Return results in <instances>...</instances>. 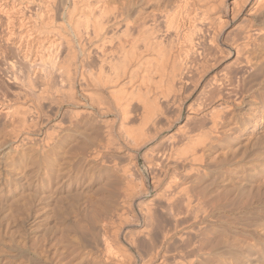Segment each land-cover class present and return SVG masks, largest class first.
I'll return each instance as SVG.
<instances>
[{
	"label": "bare ground",
	"instance_id": "6f19581e",
	"mask_svg": "<svg viewBox=\"0 0 264 264\" xmlns=\"http://www.w3.org/2000/svg\"><path fill=\"white\" fill-rule=\"evenodd\" d=\"M39 1H42V0H39ZM110 1H112V0H43L41 2V5L39 6V8H37L35 10L33 9L34 8L33 5H32V8H31V6H28L29 7V13H25V15L26 14H29V15H26V16H28L27 18L24 15L25 18L27 19L26 20L27 29H25V27H24V29L27 30L25 33H27L26 35L28 38V39L25 38V40L27 39L26 45H28V48H29V49L27 48L28 50H27L26 55H27L28 60H29V55L35 56L36 52L33 53V46H35V44H38L40 46L39 47L40 59L41 60L44 59L43 61H45V62L42 61L43 64H41L40 61L37 62L38 64H41L43 66V71L41 69L42 66L39 67L41 69L40 71H39V69H37L39 72L37 70H35L38 67L37 66L35 68V65H34L35 62L33 64L34 68H35L34 70L37 71V73L39 74V75L37 74L39 76V78H38V76H36L39 79V80L37 79L38 81L37 80H33L34 82L31 81L33 78H35L34 76L36 74L35 75L32 74V76H33V77H31L32 79L30 77L26 76L25 74H23V76L25 75L26 77H21V76L19 77L18 76V78H17L16 75L11 72L13 75V80L19 79L20 82H24L25 86L24 85L23 86L26 87L27 89H29L28 90L29 92L26 90H25V92L30 93V95L25 94V92L23 93L24 95H27V97L31 96V94L37 93V91H35V89L38 90V93L36 96V99L38 102L39 100L43 101L45 96L43 97L42 94H44L47 91L46 89H47V85H48V79H51L49 81H52L51 77L53 76L54 70H56V72L58 71V73H59V71H61L59 74H61L60 78L62 77L63 80H59V82L63 81L65 83H67L66 85H67L69 91L71 93H73L72 91H75L74 90V88H75L74 84H75V82H77V81H75L76 80L75 79L76 78V70H78L77 69L78 67H76L77 65L74 66L75 65L74 61L78 58L77 55L80 54V56L82 57V58H80V60L82 61V60L86 59L85 61L88 62V64H86V65H89V61H88L89 59L88 58L91 57V58H93L92 59L93 61L91 60L92 61L91 65L93 62L96 63L95 64L96 67L94 66L96 68V70L94 71L95 73L91 74V76H92L91 79L89 78L90 79V86H88L87 84L85 86V87L88 86L87 88H89V89H86L83 87L81 88L80 86H79V88H81L80 92H82L84 94H86L88 92L90 93V95H89V93L84 95L85 97L87 95L91 96V93L92 94L95 93L90 98H91V100L95 99L96 105H97V107H99V106L101 107L100 108L101 111L99 108H97V109H99V111L103 112L102 114H104V112L107 113L108 108H106V106L109 107V103L105 101V100H107V99H105L106 97L105 98L103 97L104 100L102 99L101 96H104L102 94H106L107 97L111 99L110 104L112 106H115V107L116 106H122V107L125 106V108H126V106H130L129 103L132 102L133 100H131L130 102L127 101V98H126L127 97L126 96L127 89L125 87L127 84H130L134 80V78L136 77V74H138V72H139V75H140L139 81H140V83L144 84L145 86L148 82L149 83L152 82L153 79H151V77H150L152 74L158 75L160 80L158 83L155 82L158 86L161 83V80H162V77H163L164 71H165L163 64H165V62L167 64V62L169 61L171 63V70H168L170 72L167 75L168 76L167 85L164 88L163 92L160 93L161 95H162V93H167V96L165 97L166 94L165 95L163 94L164 98H162L163 99L162 101H164V103L167 105H169L170 103L174 104V102L176 100L181 99L180 97L182 94H186V96L189 98H190V96L191 97L195 96L196 101H194V102L190 103L188 106H186V112L184 115V124L182 123L183 125L181 124L182 126L177 128V132L178 131L182 132L181 136L183 138H182V141L180 140L182 142V145H180L181 144L180 143V144H177L180 146H178V147L175 146L176 145L175 143H179L180 141L177 142L175 139L178 137H176L174 135L175 136L174 140L176 142L172 139L173 142H175V143L170 142L171 140L170 141L168 140L169 144L166 143V146L168 144V149H166V151H168V152H165V151L160 150L158 148V151H160V153H161V151L164 152V153H162L164 156L158 154L159 152L157 153L158 156L160 155V157H162L161 160L163 162H165L167 160L170 161V159H171V161H172V159H177L178 161L181 160L183 163L182 162H179V163L183 164L184 167H182V169H184V171L186 173V177H185L186 179H184L185 181H183L184 186H183V183H181L182 184L181 185V184L177 183V181H176V183L181 185V186H177V184L175 183L176 185L174 187L173 186L174 185L173 180L176 178V174L174 172L168 173V171H167L168 180H166V186L163 190L160 189V191L161 190L162 191L158 193V197L163 198V200L165 201V204H164L165 206L163 205V203L162 204L160 203L161 205L159 207L161 208V206L163 205L165 209L163 210V208H162L161 211H163V212L165 210L169 211V212H171L170 214L173 213L175 216H178V215L181 216L183 214L184 218L183 217H181L182 219L180 218V220H181L180 223L183 221V219H185L186 223H181V224H183V225L187 224L186 226L190 230V232H192V233L194 232L195 234L199 233V235H200V239L198 238L199 239L198 240L199 246H197L198 248L195 247L196 248L195 252H197V249H198V254L197 253L196 254L198 255L197 258H199V259H197V260L200 261V264H264V236L257 237V239H255L256 237H253V239H254L253 244L252 243L250 244V241L247 242L248 240H250L249 239L250 237H248L247 235H246L247 237H244L245 235L240 236L238 234V228L243 223L241 222L240 217L238 218L236 215L239 212V210H241V205H242V203H244L243 201H245L246 199H249V197H247V198H245V197L250 196L251 193H252V195L255 194L253 192H249L250 194L247 195V191H248L247 189L250 186L255 185L254 183H256V179L258 178L259 175L262 174V171H264V165H263L264 163L260 162L261 164H258V162L261 160L258 159L259 161H256L253 159V155L255 154L254 149L256 148V146L254 149H251V150H253L252 152H254L253 155H251L252 153L251 154L248 153V152H251L248 149H250L249 146H250V144H252L249 141L254 143L255 141H252L254 138H255V140H257L256 138L264 139V87H262V86H264V84L263 83H262L263 85L259 84L260 86L262 85L261 86L262 88L260 87L262 90L260 92H258L257 95L255 94L256 95L255 97L253 94L252 95L253 97H251L253 99H250V97H248L250 100L245 99V97H247V96H244V94H243L244 92L242 91V89L246 90L244 88V86L246 85V83H248L247 77H251L254 75L255 76L261 75V77L264 76L263 75L264 73L261 74L262 73V66H264L263 63L260 62L259 59H256L257 57H255V56H254V58H250L251 54H254V55L259 54L260 49H262L264 47V43H263L264 40L262 39L264 36V0H170L171 8L168 9V11H166V12L164 11V13H162L161 11L159 13L157 11L160 14L159 18L157 17L158 15H156V13L154 11L153 13H151L150 15H147L145 17H144V15H142L143 17L140 18V19H142L141 22H138V21H140L138 19H137L138 21H134V22H138L137 25H135L136 23L134 24V23H132V21L129 20L128 10H129L130 5H128V7L127 6L123 7V3H122L121 9H118L119 6L111 8L110 4L112 2L110 3ZM128 2H130V0H128ZM161 2H162V0H161ZM39 4H40V2H39ZM132 5H133V3H132ZM166 6H168L167 3H166ZM169 6H170V4H169ZM156 7H157V5H156ZM15 8H17V6ZM15 8H14V10H15ZM20 8H21V6H20ZM162 9L164 10V8H162ZM159 10H160V8H159ZM9 11H11V9H9ZM22 11H23V9H22ZM11 12L13 13V11H11ZM17 12H16V15L17 14L20 15V12H18V13ZM9 14H11V13H9ZM161 15H162L163 19L161 18ZM12 17H13V15H12ZM138 17H140V14ZM156 17L158 19L161 18V20H163L162 23L160 22L162 24V26L161 25L160 26H161V28L165 29V34H167L166 39L168 42V46H166V47H164L162 45L163 41L161 40L162 38L159 34L160 33L159 24L160 23L158 24ZM22 18H24V17H22ZM19 20H21V19H19ZM9 21H11V20H9ZM9 21H8V19L5 20L6 23ZM1 24H2V21H1ZM3 24H5V23L3 22ZM15 24H16V21H15ZM20 24L21 23H19V25H17V26H20ZM10 25L12 26L13 23ZM10 25H8V26H10ZM6 26H7V24L5 25V27ZM14 27H15V25H14ZM164 29L162 31H164ZM12 31H11V33H12ZM16 31H17V29H16ZM21 31H22V28H21ZM26 35H25V37H26ZM7 36L9 37L10 34ZM11 36L13 37L14 35H11ZM4 38H5V36H4ZM11 38H10V40H11ZM16 39L17 38H15V43L17 42ZM3 41L5 42V40H3ZM6 41H7V39H6ZM22 41H23V38H22ZM22 41H19V42H22ZM8 42L11 43V41H8ZM8 42H6V43L8 44ZM23 43H22V45L21 44L20 45L26 49L27 46L24 47ZM1 45H2V47L4 46L3 44H1ZM74 45L77 48L79 47V49H80L79 54H76V52L78 50L76 51L74 49L75 48ZM85 45H89L91 50L87 51V49H85ZM218 45L222 46V48H219ZM8 46H10V44ZM8 46L6 47L7 50H8ZM17 46H19V44L18 45L16 44V47ZM9 48H11V47H9ZM1 49L2 48H0V50ZM11 49H13V48H11ZM36 49L37 48H35V50ZM43 49H45V50L47 49L46 51H49L48 49H51V50L49 51L48 54H44L45 50L43 51ZM3 50H1L0 52L2 53ZM13 50H15V49H13ZM13 50H12V54L14 53ZM18 50H19V48H18ZM263 50H264V48L262 49V51ZM36 51L38 52V50H36ZM3 53H5V52H3ZM3 53L0 56H3L4 55ZM9 53L11 54V52H8V54ZM24 53H26V52H24ZM13 56H15V55H13ZM34 56L30 57V58H31V60L33 59V61H36V60H34L35 59ZM5 57H8V56H5ZM16 57H17V55H16ZM263 57H264V54H263ZM19 58H20V56H19ZM10 59H11V56H10ZM12 60H14V59L12 58ZM22 60H24V59H22ZM2 61H3V59H2ZM10 61L7 62L9 64V66H12L11 64L14 65L15 61L13 63H11ZM1 62H0V64L3 65V63H1ZM24 62H26V61H24ZM78 62H79V60H78ZM21 63L22 62L19 59L18 64H21ZM78 64L82 65L83 63L80 62ZM21 65H24V64H21ZM20 66L17 65L18 68ZM82 66H81V69L84 68V66L83 67ZM15 67H16V65H15ZM29 67L31 68V66H29ZM89 67H90V65H89ZM244 67H246V68H244ZM9 68L7 67V69H9ZM13 68L14 67H12V69ZM26 68L28 69V66L25 68H22L23 71H26L27 70ZM215 68H220L219 69V71H220L219 75H218V73H212V75H208L205 77V75H206L205 72L207 70L215 69ZM15 69H16V73H17L19 70H17V68H15ZM91 69H93V68H91ZM0 70H2V69H0ZM30 70H28L29 72L28 71H26V72H28L30 74ZM87 70H88V68H87ZM5 71H7V70L5 69ZM10 71H11V69H10ZM32 71H31V73H32ZM41 71H42V73H41ZM3 72L4 71H2V73ZM13 72H14V70H13ZM21 72H20V74H21ZM40 73H41V75H40ZM58 73L55 75L57 76ZM82 73H83V69H82ZM82 73H81V75H82ZM4 74H6V73L4 72ZM8 74H6V76ZM88 74H89V72H88ZM81 75H79V76H81ZM10 76H8L7 78H9ZM55 77L53 78L54 79V83H53L54 85H55ZM82 77H83V75L81 76V78ZM58 78H59V76H58ZM77 79H80V78H77ZM257 79L259 80V78H257ZM257 79H256V81H257ZM6 80H8V79H6ZM25 80H26V83H25ZM260 80H262V78ZM35 81L39 82L40 85L36 84V86H35V83H36ZM156 81H157V79H156ZM162 82H165V81L162 80ZM250 82L252 83V81H250ZM65 83H64V85H65ZM155 83H153V84H155ZM62 85L63 84H61V87L58 86V89L63 88ZM20 86H22V85H20ZM254 86H255V84H254ZM37 88H39V89H37ZM56 88H57V86H56ZM63 89H61V90H63ZM2 90H3V88H2ZM48 90H50V89H48ZM147 90H150V88L146 89L145 90L146 92H144L146 97L148 96L147 94L149 92H151V90L149 92ZM250 90L252 91L251 87H250ZM0 91H1V89H0ZM16 91H18V90H16ZM57 92H58V90H57ZM61 92H59V93H61ZM171 92L173 93L172 94L173 96L168 97V94ZM13 93L14 92H12V95H13ZM74 93L77 94L76 91ZM74 93H73V95H74ZM3 94H5V93H3ZM16 94H17V92L15 93V95ZM61 94H63V93H61ZM154 94H156V93H154ZM57 95H59V94H57ZM145 95L143 96L142 93H140V92H137V94H135L132 91V94L130 96L135 97L138 102H141L143 104V106L145 107V108H143L145 110H147L146 107H149L152 104H156V106H158L157 105L158 102H156V100L159 98V96L156 99H152V101H154L153 103H148L147 98H144ZM65 96H67V95H65ZM89 96H87L88 99H90ZM17 97H20V95L19 96L17 95ZM38 97H40V98L38 99ZM92 97L94 99H92ZM3 99H6V98H3ZM14 99L15 98H13V100ZM16 99H15V102H17ZM46 99H47V97H46ZM74 99H72V101H74ZM26 100H27V98H26ZM51 100H52V98H51ZM48 101L50 102V100H48ZM34 102L36 103V101H34ZM54 102H55V100L53 101V103ZM89 102H91V101H89ZM254 102H258V104L260 103L261 105L259 104L260 106H253ZM91 103H92L91 105L95 106V104H93V102H91ZM160 103L161 102H159V104ZM164 103H163V105H164ZM5 104H4L3 100L2 101L0 100L1 106H5ZM25 104H26V102L24 103V105ZM6 105L8 106L9 104H6ZM17 105H19V103ZM17 105H15L14 108H12V106L6 107L5 108L6 111L4 113L2 111L3 116L5 115V117L2 116L3 119L8 118V121H7V119L6 120L4 119L7 122H5V124L3 123L4 126L2 125V127L0 126V128H2V133L5 132L3 130H6L7 127L10 128V130H7L8 132L7 131L6 132L8 134H11L9 136H12V137H17L16 135H18L22 131L29 132V130L34 129V128H32L33 127L32 123L28 122L29 117L26 116L29 110H22ZM131 105H132V103H131ZM243 105H248V106H243ZM38 107L41 108L40 105L39 106L36 105L35 108L33 109V111L35 112V109H36V111H37V109L40 110V108H38ZM121 108H120V111H121ZM154 109H155V105H154ZM154 109H152V110L149 109V111L147 110L148 112L146 111L145 116L143 118L146 120L150 119L151 115L155 114L154 112L159 110V107L157 110L156 109L154 110ZM126 110L124 112L123 111L121 112L123 114V115H121L122 118H120V120L122 119V122H120V124H119V128L121 130V135L123 134L128 141H131L133 143L134 142L138 143L139 139L146 135L145 134L146 132H144V131L140 132V130H138L139 132L137 130H136L137 132L134 130L130 131L126 128V124H125L126 122L125 123L123 122V121H125L124 115L127 113ZM0 111H1V109H0ZM76 111H78V110H76ZM84 111H86V110H84ZM128 111H129V109H128ZM2 113H0V114H2ZM29 113L31 114L32 112L29 111ZM39 113H41V112H39ZM34 114L35 113H33L34 119H36L35 116L38 117V114H36V115H34ZM76 114L77 113H75V115ZM86 114H88V113H86ZM91 114H92V112H91ZM129 114H127V115H129ZM164 114H165V112H164ZM157 115H158V113H157ZM30 116H32V114ZM77 116H78V114L75 117H77ZM153 116L154 115H152V117ZM155 116H156V114H155ZM85 118H87V117H85ZM36 120H33L34 122L33 121L32 122L35 123V122H37ZM103 120L101 121L102 123H103ZM152 122H155V121L153 120ZM166 122L164 121V123H166ZM172 122L174 123L175 121H172ZM35 124L38 125V123H35ZM154 124H157V122ZM36 125H35V127H37ZM40 125H42V124H40ZM168 126L169 125L167 124V127ZM102 127H104V126H102ZM96 128H98V127L96 126ZM138 129H140V127ZM103 130H105V129H103ZM106 132H110V131L107 130ZM155 132H154V134H155ZM175 133L172 132L171 135H173ZM5 135H6V133H5ZM119 135H120V133H119ZM176 135H178V133ZM108 136L109 135H107V137ZM155 136H157V133ZM174 136L173 137L169 136V137L174 138ZM116 137L118 138V136H116ZM144 138H146V136ZM251 138H253V139L250 140ZM122 139L124 140V138H122ZM107 140H108V142L110 141L109 137L107 138ZM119 140H121V139H119ZM260 141H262V140H259V143L261 144ZM255 143H254V145H257V147H259L258 146L259 143L258 142H255ZM111 144H112V142H111ZM96 145H94V146H96ZM142 146L143 145H141V147ZM136 147H134V148H136ZM253 147L254 146L252 145L251 148H253ZM165 148H167V147H165ZM165 148L163 147V149H165ZM114 149H116V148H114ZM154 149H155V147H154ZM256 149H258V148H256ZM117 150H119V149H117ZM155 151H157V150H155ZM144 153H147V151L145 150L143 152V154ZM153 153H154V151H153ZM257 154H258V152L256 153V155ZM99 155H102V153L101 154H99L98 152L94 153V155H93L94 159H96V157H99ZM156 156L157 155L155 153V157ZM113 158H116V157H113ZM152 158L154 159V157H152ZM161 160H159V162ZM153 161H154V163L156 162L155 160H153ZM109 162L110 161H108V163ZM159 162H157V163H159ZM163 162H160L159 165H161ZM113 163H114V161H113ZM98 164H99V162H98ZM181 164H180V166H181ZM159 165H158V167L161 169L162 167H160ZM166 165L168 166V163ZM172 165H173L172 167H174V163H172ZM178 167L179 166H177V168ZM163 168H165V167H163ZM122 169H125V168H122ZM163 171H164V169H163ZM165 172H166V170H165ZM122 173H123V171H122ZM165 175H166V173H165ZM154 178H155V176H154ZM178 178H181V177H178ZM164 179H166V178H164ZM151 181H153V180H151ZM156 186H157V183H156ZM135 188H133V189H135ZM250 189H251V187H250ZM254 192H256V189ZM128 193H130V192H128ZM133 193L135 196L136 195L135 191ZM133 193L131 191L132 196H133ZM130 196H129V199H130ZM132 196H131V198H132ZM139 196H140V194H138L137 197H139ZM129 199H126V200L129 201ZM239 199H240V201H242L243 199L244 200L241 203V202H238ZM251 199H253V198L251 197ZM133 200H137V199H133ZM160 200H162V199H160ZM163 200H162V202H164ZM130 201H131V199H130ZM248 202H250V201L248 200ZM125 203H127V202H125ZM125 203H123L121 206H123V205L126 206ZM129 203L132 204V202H129ZM157 203H158L157 204V206H158L159 202H157ZM154 205H150V206L152 207ZM138 206H139V204H138ZM129 207H131V205L128 204V206L125 207L124 209H127ZM143 209H142V211H143ZM148 209H149V207H146L142 213V214H144V217H143L144 221L151 220L152 217H154V216H152L153 213L151 212L152 208L149 210ZM121 210H122V208H121ZM120 211H117V212H120ZM150 212L152 213V215L150 214ZM142 214L140 216H142ZM163 214L166 215V212ZM116 215H117V213H115V217H116ZM154 215H156V213ZM174 215H171V216H173V218H174L175 217ZM261 216H262V214H261ZM250 217L252 218V216H250ZM125 218H126V212L125 211H123V213H121V214H118V220L119 221H123ZM169 218L171 219L170 216H169ZM175 219H176V217H175ZM242 219H244V218H242ZM247 219H248V217H247ZM125 220H127V219H125ZM125 220L121 223L122 224L125 223L126 222ZM245 220H246V218H245ZM109 221H108V223H109L108 225L111 227V233H110V235H108L107 238L103 237L106 240V244L108 243L107 244L108 248H105L106 252L104 254L103 259H104V262H106V263L108 262L109 264H117V261L115 262V260L119 259V258H117V256L121 252V248H119L120 247L119 246L120 245L119 244L120 239L118 238V236L122 235L123 240L126 241V238L124 239V237L127 236V235H125V234H127V232L126 233L124 232L125 233L124 234L123 230L120 231L122 229V228L120 229V227L122 225H120V226H119V224L117 225L116 221H114L112 219ZM157 221H158V219H157ZM157 221H155V222L157 223ZM144 223L146 225L147 222H144ZM178 223L179 222H177V224ZM175 224H176V222H175ZM154 226L155 225H153V227ZM160 226H161V224H160ZM173 226H174V224H173ZM178 226H180V225L178 224ZM146 227L143 228V231L140 228L141 231L139 230L136 232V234H137L136 237H139V236L144 234L145 238H146V232L144 233V229ZM150 227L152 228V226H150ZM177 227H175V228L177 229ZM256 228H258V227H256ZM158 230L156 229V231H158ZM159 232L162 233L161 230ZM149 233H151V232L149 231ZM161 233H160V235H161ZM164 234H165V232H164ZM164 234H163V236L161 235L163 239L162 238L160 239L161 240L160 245L156 244V243L153 244L155 242L154 240H153L154 242H150L152 244L150 246L151 249H149L150 250L149 253H148V251L146 252V253H148L147 257L150 260H151V257L154 258V256H158L160 253L162 254V252H163V255L166 254L167 251L170 249L171 246L164 253L165 247H166L165 246L166 242H164V241L166 239V236L168 235L166 233L167 235L164 236ZM188 234L190 235L191 233H188ZM195 234H194V237H195ZM128 235H129V233H128ZM149 235H148V237H149ZM196 235H198V234H196ZM103 236H105V234ZM167 237H169V236H167ZM170 237H172V235ZM141 238L143 240L144 236H142ZM153 238H151V239H153ZM129 239L130 240H127L126 242L128 244L131 243L133 245V243H135L134 239L133 238L132 239L129 238ZM192 241H195V240H192ZM192 241H189L188 245L189 244H191V245H189L188 248H193L192 250H195L194 249L195 243L194 244L191 243ZM136 242H137V239H136ZM156 242H157V240H156ZM150 243L148 242L149 245H150ZM142 244H143V242H142ZM149 245H148V247H149ZM167 245H169L168 242H167ZM177 246H178V244H177ZM179 246H181V245H179ZM194 254L195 253H191V256H189L191 258L189 262H193V259L195 257ZM102 256H103V254H102ZM181 258H183V257H181ZM161 259H162V257H161ZM167 259H168V257H167ZM163 260H165V259H163ZM165 261H167V260H165ZM165 261L160 262V264H163ZM179 263H181V262L179 261ZM175 264H177V263H175Z\"/></svg>",
	"mask_w": 264,
	"mask_h": 264
},
{
	"label": "rangeland",
	"instance_id": "374dc122",
	"mask_svg": "<svg viewBox=\"0 0 264 264\" xmlns=\"http://www.w3.org/2000/svg\"><path fill=\"white\" fill-rule=\"evenodd\" d=\"M42 1H39V0H33V1L32 0H0V6H1L0 7V12H1L0 13L1 14L0 15V40L2 39L0 41V48H2L1 50H3L5 48L2 51V53L5 52V53H3L4 55L0 56V62L3 59V61L1 62V63H3V65L0 64V69H2V70H0V87H1L0 88L1 89L0 97L6 98V99L0 98V100L1 101L3 100L4 104L5 103L9 104L8 105L9 107L12 106V108H14L15 105H17L19 103V105H17V106H19L22 110L31 111L32 116H30L31 114L29 113V111H28L26 116L29 117L28 122L32 123V125H33L32 128H34L33 130H29V132H27V131L20 132L18 135H16L17 137L9 136L11 134H8L7 130H10V128L7 127L6 130H3V131H5V132H3L4 134L2 133V128H0V133H1L0 134V264H109L108 262L107 263L104 262V259H103L104 254L106 252L105 248H108V245H107L108 243L106 244V240L103 237L107 238L108 235H110V233H111V227L108 225L109 224L108 221L111 219L116 221L117 225L118 224H119V226L122 225L120 227V229L122 228L120 231L123 230V233L127 232V234L124 233L125 235H127L124 237V239L126 238V241L130 240L129 238H131V239L133 238L135 241V243H133V245L131 243L128 244L126 241L123 240L122 235L118 236V238L120 239V240L119 239L118 240L120 241L119 242V244H120L119 248H121V252L117 256V258H119L118 259L119 261L117 259L115 260V262L117 261V264L118 263L122 264L123 262H124L123 264H158V263L160 264V262L165 261V260H167V261H165L163 264H175V263H177V264H190V263L191 264H200V261L197 260V259H199V258H197L198 257V255H197L198 249H197V252H195L196 248H198L197 246H199V241H198L200 239L199 233H196L199 235L198 236L194 232L193 233L190 232V230L186 226L187 224L186 225L181 224V223H186L185 219H183V221L180 223V221H181L180 218L181 217L184 218L183 214L182 215L180 214L181 216H179V215L175 216L173 213L170 214L171 212H169V211H166V210L164 212L161 211L162 208H163V210L165 209L164 208L165 201L163 200V198L158 197V193L161 192L166 186V180H168L167 175L169 172L170 173L174 172L176 174V178L173 180L174 181V185H173L174 187L177 183H179V184L183 183V186H184L183 181H185L184 179H186L185 178L186 173H185L184 169H182V167H184L183 164L179 163L182 161L181 160L178 161L177 159H172V161H171V159H170V161L167 160V161L163 162L161 160L162 157H160V155L164 156L162 154V153H164L163 151L168 152V151H166V149H168V144H169L168 140L169 141L171 140L170 142H172V143H175L176 141L179 142L180 140L182 141V138H183L181 136L182 132H179V131L177 132V128L181 127L184 124V115L186 112V106H188L190 103L196 101L195 96L194 97L190 96V98H189L186 96V94H182L180 97L181 98L180 100H176L175 101L176 103L174 102V104L169 102L170 103L169 105L165 104L164 101H162L163 100L162 98H164L163 94L164 95L166 94L165 95V97H166L167 93H162V95L160 93L163 92L164 88L167 85V79H168L167 75L170 72L168 70H171V63L168 61L167 64H166V62H165V64H163L165 71H164V75L162 77V80L165 82H162V80H161L160 85L157 86V84H156L160 80L159 76L156 74L155 75L152 74L153 76L152 75L150 76L151 79H153V80L150 83L148 82L146 84V86L144 84L140 83L139 72H138V74H136L137 78L135 77L134 80L130 84L126 85L125 88L127 89V91H126L127 93L126 92L125 93L127 96L126 97L127 101L130 102L131 100H133L132 102L129 103L130 106H126V108H125V106H123V107L122 106H116V107L112 106L110 104L111 99L108 98L106 94H102V95H104V96H101L102 99H103V97L104 98L106 97L105 99H107V100H105V101L109 103V107L106 106V108H108L107 113L104 112V114H102L103 112H100L101 107L100 106L97 107L96 101L93 98L95 95L92 97V99H94V100H91V98H90L95 93H93V94L91 93V96H89L90 93L88 92L89 95H87V96H89V98H90V99H88L87 96L86 97L84 96L88 93L85 92L86 94H84V93L80 92L81 91L80 89L82 87L89 89L87 87L90 86V79L92 77L91 74L95 73L94 71L96 70V68H95L96 63L93 62L94 64L92 63V65H91V62L93 61L92 60L93 58H91V57H90L91 59L90 58H88L89 60L87 59L89 61L90 67H89V65H86V64H88V62L85 61L86 59L81 61L80 58H82V57L79 54L80 49H79V47L77 48L74 45V47H75L74 49L76 51L78 50L76 52V54H79V55H77V57L79 59L77 58L74 61V63H75L74 66L77 65L76 67H78L77 68L78 70H76V78H75L76 79L75 81H77V82H75V84H74V86H75L74 90L76 91L77 94L74 93L75 91H72L74 93V95H73V93H71L69 91V89L66 85L67 83H65L63 81L59 82V80H63L62 77H61L62 79L60 78L61 74H59L61 71H59V73H58V71L56 72V70H54L53 76L51 77L52 81H49L51 79H48L47 89L45 88L47 90L45 92L46 94L45 93L42 94L43 97L45 96L44 97L45 100L43 99V101L39 100L37 102L36 96H37L38 90H36V89H35V91H37V93L31 94V96L27 97V95H24L23 93L25 92V90L28 91L29 89L24 87L25 86L24 82H20L19 79H15L16 81L13 80L12 73H14L17 78H18V76L19 77L20 76L21 77L28 76L31 78V77H33L32 74L33 75L36 74L34 76L35 78H33V79L31 78L32 79L31 81H33V80H37L39 78V76H38L39 74L37 73V71H38L37 69H39V71L42 69V71H43V66L41 64H43V62H45V61H43L44 59L43 60L40 59V55H39L40 54L39 53V47L40 46L38 44H35V46H33V53L36 52L35 53L36 57L34 55L33 56L35 58L34 60H36V61H33V59L31 60L30 57H33L32 55L31 56L29 55V60L27 58L26 54H27V50L29 48H28V45H26L28 38L26 35L27 33H25L27 31V30H25V29H27V25H26L27 19L26 18L28 17L26 15H29V14L25 15V13H29V7L28 6H31V8H32V5H33L34 6L33 9L35 10V9L39 8ZM39 2H40V4H39ZM127 2H128V0H112V1H110V3H111L110 7L113 8V7L119 6L118 9H121L122 3H123V7H125V6L128 7V5H130L129 10H128V14H129L128 17H129V20L132 21V23H134V24L136 23L135 25H137L138 22L142 21V19H140L143 17L142 15H144V17H145V16L150 15L151 13H153L155 11L156 15H158L157 17L159 18L160 11L162 13H164V11L166 12V11H168V9L171 8L170 0H162V2H161V0H130L131 3L128 2L129 4ZM132 3H133V5H132ZM166 3L168 6H166ZM169 4H170V6H169ZM156 5H157V7H156ZM16 6H17V8H15ZM20 6H21V8L23 7L22 8L23 11L20 8ZM14 8H15V10H14ZM159 8H160V10H159ZM162 8H164V10ZM9 9H11V11H13V13L11 11H9ZM17 11L20 12V15L19 14L16 15ZM9 13H11V14H9ZM139 14H140V17H138ZM12 15H13V17H12ZM24 15L26 16V18ZM22 17H24V18H22ZM158 18H157L158 24L160 22L162 23V21H163V20H161V18L163 19L162 15H161L160 19H158ZM7 19H8V21L9 20H11V21L6 23L5 20H7ZM19 19H21V20H19ZM137 19L140 21H138ZM1 21H2V24H1ZM15 21H16V24H15ZM134 21H138V22H134ZM3 22L5 24H3ZM18 22L21 23L20 26H17V25H19ZM9 23L10 24L13 23V25L11 26ZM161 23L159 24V26L160 25L162 26ZM6 24H7V26L8 25H10V26L5 27ZM14 25H15V27H14ZM161 26H160V33L159 34L162 38L161 40L163 41L162 45L164 47H166V46H168V42L166 39L167 34H165V29L161 28ZM24 27H25V29H24ZM21 28H22L23 32L21 31ZM16 29H17V31H16ZM163 29H164V31H162ZM11 31H12V33H11ZM9 34H10V36L11 35H14V36L13 37L11 36L12 38L10 36L8 37L7 35H9ZM25 35H26V37H25ZM4 36L7 39V41L4 38ZM10 38H11V40H10ZM15 38H17L16 43H15ZM22 38H23V41H22ZM25 38H27V39L25 40ZM163 39L164 40L166 39V40L164 41ZM262 39L264 40V36ZM3 40H5V42ZM8 41H11V43ZM19 41H22V42H19ZM6 42H8V44ZM22 43H23L24 47L27 46L26 49L21 46ZM1 44L4 45L3 46L4 48L2 47ZM9 44H10V46H8ZM11 44L12 45L14 44V45L12 46ZM16 44L17 45L19 44V46L16 47ZM7 46H8V50L6 48ZM9 47H11L15 50H13ZM18 48H19V50H18ZM35 48H37L36 50H38V52L35 50ZM219 48H222V46H219ZM85 49H87V51L91 50L89 45H85ZM262 49H260V53L257 55L251 54L250 58H254V56H255V57H257L256 59H259V61L262 62L264 65V57H263L264 50L262 51ZM12 50L14 52L13 54H12ZM44 50L45 49H43V51ZM46 50H45V53L43 52L44 54H48L51 49H48L49 51H46ZM7 51L11 52V54L10 53L8 54ZM24 52H26V53H24ZM2 53L0 55H2ZM13 55H15V56H13ZM16 55H17V57H16ZM5 56H8V57H5ZM10 56H11V59H10ZM19 56H20V58H19ZM12 58L14 60H12ZM18 58L22 62L21 64H24V65L26 64V65L24 66V65L18 64L19 63ZM21 58L24 60H22ZM78 60H79V62H78ZM8 61H10L11 63H13L15 61L14 65L11 64L12 66H9V64L7 63ZM24 61H26V62H24ZM39 61L41 64L37 63ZM34 62H35V64H34ZM80 62L83 63L82 65L84 66V68H82L83 73H82V69H81L82 65L78 64ZM33 64L35 65V68L37 66L38 67L35 69ZM15 65H16V67H15ZM17 65L18 66L21 65L19 67L20 69L17 67ZM27 66H28V69L26 68L27 70L26 69L25 70L28 71L31 69L30 74L28 73L29 71L26 72V71H23V69H22V68H25ZM29 66H31V68ZM40 66H42L41 69L39 68ZM7 67L8 68L10 67V68L7 69ZM12 67H14V68L12 69ZM15 68H17V70H19L18 71L19 73L18 72L16 73ZM87 68H88V70H87ZM91 68H93V69H91ZM244 68H246V67H244ZM5 69L7 71H5ZM10 69H11V71H10ZM34 69L37 71H35ZM219 69L220 68L209 69L205 72L206 75L205 74L204 75H205V77L208 75H212V73H218V75H219V72H220ZM13 70H14V72H13ZM2 71H4L6 74H8V73L9 74L6 76V74H4V72L2 73ZM31 71H32V73H31ZM42 71H41V73H42ZM20 72L22 75L20 74ZM88 72H89V74H88ZM41 73H40V75H41ZM57 73H58V75L56 76L55 74H57ZM81 73L83 75V77H82L83 79L81 78V76H82ZM263 73H264V66H262V73L261 74H263ZM23 74H25L26 76L25 75L23 76ZM79 75H81V76H79ZM8 76H10L11 78L10 77L7 78ZM36 76H38V78ZM58 76H59V78H58ZM259 76L261 77V75H257V76L254 75L251 77H247V82L249 83L250 81H252V83L251 82L249 84L246 83V85L244 86V88L246 90L242 89V91L244 92L243 93L244 96H247V97H245L246 100L253 99V98H251V97H253L252 95L254 94V97H255L257 95V93L262 90L261 88L264 87V86H262L264 84V80H263L264 76L261 77L262 80H260L261 78ZM54 77H55V85L57 86V88L53 84L54 83V79H53ZM256 77L259 78V80ZM77 78H80V79H77ZM6 79H8V80H6ZM156 79H157V81H156ZM256 79H257V81H256ZM25 83H26V80H25ZM64 83H65V85H64ZM153 83H155V84H153ZM36 84L40 85L39 82H36L35 86H36ZM61 84H63L62 86L64 89L61 88L63 90L58 89V86L61 87ZM86 84L88 85L87 87H85ZM254 84H255V86H254ZM259 84H262L261 85L262 87ZM20 85H22V86H20ZM79 86L81 88H79ZM147 87L150 88L151 92H149L150 90H147L150 94L148 93L147 94L148 96L146 97L144 92H146L145 90L148 89ZM250 87H251L252 91L250 90ZM2 88H3V90H2ZM37 89H39V88H37ZM48 89H50L51 91ZM56 89L58 90V92ZM16 90H18V91H16ZM132 91L135 94H137V92H140V93H142L143 96L145 95L144 98H147L148 103H153L154 101H152V99H156L159 96V98H158L159 100L158 99L156 100V102H158L157 103L158 106H156V104H152L153 106L151 105L149 107H146V109L148 111H149V109L150 110L154 109V105H155L156 110L159 107V110H157L158 112L157 111L154 112L156 114V116H155V114H152L154 116L152 117V115H151V118L148 120L143 118L145 116V113L147 110L143 109L145 107L143 106V104L141 102H138L135 97L130 96L132 94ZM12 92H14L13 95H12ZM16 92H17V94L15 95ZM28 92H25V94L30 95V93H28ZM59 92H61L63 94H61ZM3 93H5V94H3ZM154 93H156V94H154ZM57 94H59V95H57ZM172 94H173L172 92L169 93L168 97H172L173 96ZM17 95L18 96L20 95V97H17ZM65 95H67V96H65ZM46 97L48 100H50V102L46 99ZM248 97H250V99ZM13 98H15V99L17 98L16 99L17 102H15V99L13 100ZM26 98H27V100H26ZM39 98L40 97H38V99ZM51 98L53 101L55 100L54 103L51 100ZM72 99H74V101H72ZM34 101H36V103ZM89 101L93 102V104H95V106L91 105L92 103ZM25 102H26V104L24 105ZM159 102H161V103L159 104ZM162 102L164 103V105ZM131 103H132V105H131ZM6 104H5V106L0 105L1 106L0 107V109H1L0 113H2V111H3V113L6 111L5 108L8 107ZM35 104L37 106H39V105L41 106L42 109L40 107H38V108H40L41 111L38 109H37V111L35 109V112L33 111V109L36 106ZM257 104H258V102H254L253 106H260L261 105L260 103H259L260 105L259 104L257 105ZM243 106H248V105H243ZM97 108H99L100 111ZM120 108H121V111H120ZM127 108L129 109V111ZM76 110H78V111H76ZM84 110H86V111H84ZM125 110L127 111V113L124 115L125 121H123V122L124 123L126 122L125 123L126 128L130 131L131 130H134V131L140 130V132L141 131L146 132L145 133L146 138H144L145 136L140 138L138 143L137 142L133 143L131 141H128L123 134H122L123 136L121 135V130L119 128V124H120V122H122V119L120 120V118H122L121 115H123L121 112L122 111L124 112ZM38 111L41 113H39ZM91 112H92V114H91ZM164 112H165V114H164ZM3 113L0 114V123H1L0 126L1 127H2V125L4 126L5 122L8 121V118H4L5 120L7 119V121H5L3 119V117H5V115L3 116ZM33 113H35L34 115L38 114V117L35 116L36 119L38 118L37 120L34 119ZM75 113L78 114L77 117H75L77 115V114L75 115ZM86 113H88V114H86ZM157 113H158V115H157ZM127 114H129V115H127ZM85 117H87V118H85ZM32 119L36 120L37 122H35V123H38V125L33 123L34 121ZM102 120H103V123L101 122ZM153 120L155 122H152ZM164 121L165 122L167 121V122L164 123ZM172 121H175V122L173 123ZM156 122H157V124H154ZM40 124H42V125H40ZM167 124L169 125L168 127H167ZM35 125L37 127H35ZM96 126L98 128H96ZM102 126H104V127H102ZM139 127H140V129H138ZM103 129H105V130H103ZM107 130L110 132H106ZM154 132H155V134H154ZM172 132L173 133L176 132V133L171 135ZM5 133H6V135H5ZM119 133H120V135H119ZM156 133H157V136H155ZM177 133H178V135H176ZM107 135H109L108 136L109 140H110L109 142L107 140V138H108ZM174 135L178 138L175 139ZM116 136H118V138ZM169 136H171V137L174 136V138H171ZM121 137L124 138V140L126 142ZM119 139H121V140H119ZM172 139L173 140L175 139L176 141L174 140L175 142H173ZM252 139L253 138H251L250 140H252ZM256 139L258 141L255 140V138L252 141L259 143V140H262V141H260L261 144L259 143L260 145L258 144L259 147H257V145H254L255 142L253 143V142L249 141L252 144H250V146H249L250 149H248L251 152H248V153H250V154L252 153L251 155H253L254 152H252L253 150H251V149H254L256 146V148H258V149L255 148L257 151L254 149L255 154L253 155V159L256 161H259L258 159H260L261 161H259L258 164H261V163H264V139H262V138H260V139L256 138ZM181 141L179 143H175L176 144L175 146L178 147V146L182 145ZM111 142H112V144H111ZM166 143H168L167 146H166ZM177 144H180V145H177ZM94 145H96L98 148ZM141 145H143V146L141 147ZM252 145L254 146L253 148H251ZM162 146L164 148L165 147H167V148L163 149ZM134 147H136V148H134ZM154 147H155V149H154ZM114 148H116V149H114ZM158 148L160 150H163V151H161V153H160V151H158ZM117 149H119V150H117ZM145 150L147 151V153L143 154V152ZM155 150H157V151H155ZM153 151H154V153H153ZM93 152L94 153L98 152L99 154L102 153V155H99V157H96V159H94V157H93L94 153ZM257 152H258V154L256 155ZM155 153L157 155L156 157H155ZM157 153L160 155L158 156ZM113 157H116V158H113ZM152 157H154V159ZM153 160H155L156 162L154 163ZM159 160H161L160 162H163L161 165H159V163H160ZM108 161H110V162L108 163ZM113 161H114V163H113ZM98 162H99V164H98ZM157 162H159V163H157ZM165 163L166 164L168 163L169 167ZM172 163H174V167H172L173 166ZM180 164H181V166H180ZM158 165L162 168L160 169L158 167ZM177 166H179L178 167L179 169L177 168ZM163 167H165V168H163ZM122 168H125V169H122ZM163 169H164V171H163ZM165 170H166V172H165ZM122 171H123V173H122ZM167 171H168V173H167ZM165 173H166V175H165ZM154 176H155V178H154ZM178 177H181V178H178ZM164 178H166V179H164ZM263 179H264V171H262V174L259 175L258 178L256 179V183H254L255 185L250 186L251 189H250V187L247 189L248 190L247 195L250 194L249 192L255 193L254 195H252V193L250 194V196L253 199H251L250 196H246L245 198L249 197V199H246L245 201H243L244 200L243 199L242 201L244 203H242V201H240V199L238 200V202H241L242 205H241V210H239V212L236 215L238 218L240 217L241 222L243 223L238 228V234L240 236L245 235L244 237H247V236L250 237L249 238L250 240L247 241V242L250 241V244L251 243L253 244V241H254L253 237H256L255 239H257V237L264 236V228H263L264 227L263 226L264 225L263 224L264 223V182L263 181L264 180ZM151 180H153V181H151ZM176 181H177V183H176ZM156 183H157V186H156ZM179 184H177V186L182 185V184L181 185H179ZM133 188H135V189H133ZM254 188L256 189V192H254L255 191ZM160 189H162V190L160 191ZM131 191H132V193L135 191L136 195L138 196V194H140L141 197L140 196L137 197L136 195L134 196V193L132 196ZM128 192H130V193H128ZM129 194L132 196L133 199H137V200H133ZM129 196H130L131 201L129 199ZM159 198L162 199L164 202H162V200H160ZM126 199H129V201ZM248 200L250 202H248ZM125 202H127V203H125ZM129 202H132V204H130ZM157 202H159L158 206H157V204H158ZM123 203H125L126 206L125 205L121 206ZM137 203L139 204V206ZM160 203L161 204L163 203V205H164V206L162 205L161 208L159 207L161 205ZM128 204L131 205V207L127 208L128 210L124 209L125 207L128 206ZM150 205H154V206L151 207ZM142 207L144 209L146 207H149V209L152 208L151 212L153 213V215L150 212V214L152 216H154V217H152L153 220L151 219L152 221L151 220H147V221L143 220L144 214H142V213H143L144 209ZM121 208L123 211L126 212V218L125 219H127V220L124 219L126 222L123 224L121 222H123L124 220L123 221L118 220V214L123 213ZM141 208L143 209V211ZM116 210L117 211L121 210V211L117 212ZM162 212L163 213L166 212V215L163 214ZM115 213H117L116 217H115ZM155 213H156V215H154ZM141 214H142V216H140ZM261 214H262V216H261ZM171 215H174L176 217V219H175V217L173 218V216H171ZM169 216L171 217V219L169 218ZM250 216H252V218ZM247 217H248V219H247ZM242 218H244V219H242ZM245 218H246V220H245ZM157 219H158V221H157ZM155 221H157V223ZM144 222H147L146 225ZM175 222H176V224H177V222H179L178 224L180 226H178V224L176 225ZM172 223L174 224V226ZM160 224H161V226H160ZM153 225H155L156 227L155 226L153 227ZM150 226H152V228ZM144 227H146L144 229V233L146 232V238H145L144 234L141 236L138 235L139 237H136L137 236L136 232L139 230L141 231V229L143 231ZM175 227H177V229ZM256 227H258V228H256ZM156 229L157 230L159 229V230L156 231ZM160 230L162 231V233L159 232ZM149 231L151 233H149ZM164 232H165V234H164ZM128 233L130 236L128 235ZM160 233L162 236H163V234H164V236H166L167 234H168L167 236H169V237L166 236V239L164 241V242H166V244H165L166 247H165L164 253L169 249L170 246L172 248L170 247L171 250L169 249L166 254L163 255V252H162V254L160 253L158 256H154V258L151 257V260H150L147 257L148 253L150 251L149 249H151L150 246L152 245L150 242L155 241L153 244L156 243V244L160 245V242H161L160 239L162 238ZM188 233H191V234L189 235ZM104 234H105V236H103ZM194 234H195V237H194ZM148 235H149V237H148ZM171 235H172V237H170ZM142 236H144L143 240L141 238ZM151 238H153V239H151ZM136 239H137V242H136ZM156 240H157V242H156ZM188 240L189 241L195 240V241L191 242L193 244L195 243L194 244L195 250H192L193 248H188V246L191 245V244L188 245V243H189ZM142 242H143V244H142ZM148 242L150 243V245L148 244ZM167 242L169 243V245H167ZM147 244L149 245V247ZM177 244H178V246H177ZM179 245H181V246H179ZM147 251H148V253H146ZM190 252L195 253L194 254L195 257L193 259V262H189L191 259L189 257V256H191ZM102 254H103V256H102ZM161 257H162V259H161ZM167 257H168V259H167ZM181 257H183V258H181ZM163 259H165V260H163ZM179 261L181 263H179Z\"/></svg>",
	"mask_w": 264,
	"mask_h": 264
}]
</instances>
